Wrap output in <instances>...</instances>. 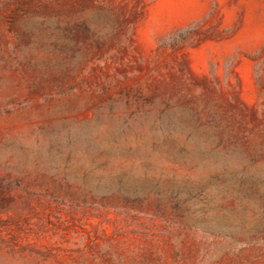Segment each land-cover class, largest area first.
<instances>
[{
  "label": "rangeland",
  "instance_id": "374dc122",
  "mask_svg": "<svg viewBox=\"0 0 264 264\" xmlns=\"http://www.w3.org/2000/svg\"><path fill=\"white\" fill-rule=\"evenodd\" d=\"M0 264H264V0H0Z\"/></svg>",
  "mask_w": 264,
  "mask_h": 264
}]
</instances>
